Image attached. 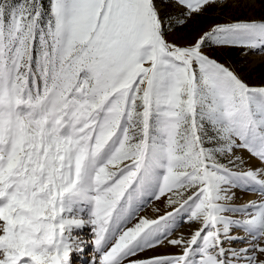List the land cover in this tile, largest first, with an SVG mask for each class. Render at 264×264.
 <instances>
[{
  "label": "snow or ice",
  "instance_id": "6c2138e0",
  "mask_svg": "<svg viewBox=\"0 0 264 264\" xmlns=\"http://www.w3.org/2000/svg\"><path fill=\"white\" fill-rule=\"evenodd\" d=\"M175 2L173 20L165 0H0V264H71L84 227L98 264H264V199L228 203L233 188L264 197V168L233 170L238 150L264 164V87L203 51L264 52V21L182 47L174 25L231 0ZM144 195L179 208L137 218ZM181 210L199 227L167 239ZM165 240L182 254L141 256Z\"/></svg>",
  "mask_w": 264,
  "mask_h": 264
},
{
  "label": "rangeland",
  "instance_id": "374dc122",
  "mask_svg": "<svg viewBox=\"0 0 264 264\" xmlns=\"http://www.w3.org/2000/svg\"><path fill=\"white\" fill-rule=\"evenodd\" d=\"M47 0H45V3ZM167 7L164 9L168 17L173 20L184 15L185 9L179 6L175 0H165ZM264 21V0H231L229 5L220 4L209 5L200 14H193L187 18L186 22L182 26H175L174 30L170 29L167 35V39L170 42H174L178 46H189L198 37L202 36L206 32H210L216 25H224L234 23L237 21ZM204 54L211 59L216 60L218 63L234 71L246 84L250 87H264V52L259 49L252 50L240 46H220L215 43H209L203 48ZM236 155L244 158V164L240 168L233 167L234 171H247L249 169L255 170L258 168H264V164H261L259 160L251 157L245 150H238ZM221 162L227 164L226 158H221ZM230 167H232L230 165ZM260 179H264V175L260 176ZM232 192L235 196L228 203L232 206H244L249 202H259L264 197L249 192L242 191L240 188H233ZM231 195V193H229ZM140 207L137 211V218L143 216L151 219H157L160 216H165L169 212H173L176 208H179V204L169 206L166 196H161L160 199H155L151 195L142 196L137 202ZM150 210V211H149ZM150 212V213H149ZM148 213V214H147ZM146 214V215H145ZM226 216H230L234 220H242L245 217L239 214L233 215L231 213H225ZM186 217V213L181 210L176 214V224L172 231V236L175 232L182 230L186 226H194L195 230L199 225L194 221H187L181 223V220ZM84 218L87 219V213H84ZM170 220L173 218H169ZM163 223V222H162ZM186 234L182 235L184 239L190 238L194 229H184ZM233 236H243L245 240H249L250 237L246 236L245 232L240 228H233L230 232ZM73 239L80 244L82 251H73L71 253V264H98L99 254L93 248L94 236L90 230V227H84L83 229L73 231ZM165 242V241H164ZM264 246V241H260ZM161 246L166 244L162 243ZM226 249H236L239 251L242 248L250 247V244L242 241L224 242ZM157 248V247H156ZM172 249V248H171ZM180 253L182 254L183 247L179 246ZM155 248L149 250L146 253H142L141 256L153 255ZM168 252V251H167ZM230 255V254H229ZM258 258L264 259V256ZM161 256H174V255H161ZM231 258V257H230ZM232 264H244V260L241 258L239 261L232 258Z\"/></svg>",
  "mask_w": 264,
  "mask_h": 264
},
{
  "label": "bare ground",
  "instance_id": "6f19581e",
  "mask_svg": "<svg viewBox=\"0 0 264 264\" xmlns=\"http://www.w3.org/2000/svg\"><path fill=\"white\" fill-rule=\"evenodd\" d=\"M151 219H153V218H151ZM184 229H188V230L194 229L195 230V227L194 226H192V227L191 226H186L182 230L180 229L179 231L175 232V234H173L172 236H169L167 239H180L182 235H184V234H186L188 232V231L185 232ZM164 244H166V245H164V246L159 245L157 248H155V252L153 253V255H158V256H161V255H164V254L165 255H177L178 253H180L179 250L180 251L182 250V249H179V246H174V245L169 244L167 242V240H165ZM93 248L95 249L94 244H93ZM149 256H152V255H149Z\"/></svg>",
  "mask_w": 264,
  "mask_h": 264
}]
</instances>
